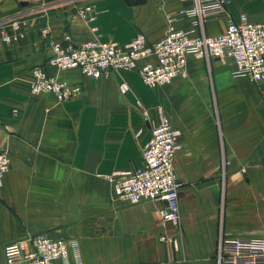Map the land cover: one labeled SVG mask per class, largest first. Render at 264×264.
<instances>
[{"label":"crops","instance_id":"1","mask_svg":"<svg viewBox=\"0 0 264 264\" xmlns=\"http://www.w3.org/2000/svg\"><path fill=\"white\" fill-rule=\"evenodd\" d=\"M22 2H0V28L20 14L28 21L25 40L0 41V152L11 158L0 182V264L20 257L19 240L40 233L77 240L83 264H216L221 235L264 238V80L236 78L228 58L208 64L191 57L188 77L164 87L146 86L138 70L96 80L77 69L49 68L82 95L58 102L30 92L33 66L50 54L44 29L56 40L68 34L76 45L95 38L125 45L140 34L155 43L171 27L192 30L190 19L167 18L185 0ZM87 6L93 10L82 20L77 12ZM229 9L235 19L245 14L264 22V0H231ZM226 27L210 21L205 31L217 35ZM123 82L130 86L125 95ZM160 108L179 134L178 225L162 221L157 202L119 201L106 179L143 166ZM68 264H75L73 256Z\"/></svg>","mask_w":264,"mask_h":264},{"label":"built area","instance_id":"2","mask_svg":"<svg viewBox=\"0 0 264 264\" xmlns=\"http://www.w3.org/2000/svg\"><path fill=\"white\" fill-rule=\"evenodd\" d=\"M187 5L168 15V20L190 19L192 30L171 29L155 43L140 34L129 43L91 39L76 45L70 35L63 40L52 37L48 28L42 39L49 48L44 63L33 66L30 92L33 96H53L66 102L82 95V88L59 80L49 68L60 71L77 69L91 79H102L117 71L138 70L142 82L150 88L172 84L176 79L188 77L187 64L191 57L204 59H230L236 78H247L253 83L264 80V22L254 23L243 14L238 19L230 12L231 0H185ZM92 6L79 9L77 15L87 20ZM224 20L227 27L217 35H207L205 26L210 21ZM28 21L17 15L0 28V41L18 43L26 38ZM197 32L196 35H193ZM142 60L146 62L139 66ZM125 95L130 86H119ZM159 122L152 126L151 137L142 149L143 166L129 176L114 172L106 179L114 184L117 199L128 205L145 201L160 204L158 214L165 224L178 225L181 221L180 192L183 184L174 170V159L180 149L179 134L173 128L163 108L159 109ZM142 131L136 136L139 137ZM11 169L7 150L0 152V182ZM161 241L178 246L177 240L166 235ZM20 257L6 256L5 264H68L73 256L75 264H83L77 240H56L48 233H40L19 240ZM216 264H264V238H219Z\"/></svg>","mask_w":264,"mask_h":264},{"label":"water","instance_id":"3","mask_svg":"<svg viewBox=\"0 0 264 264\" xmlns=\"http://www.w3.org/2000/svg\"><path fill=\"white\" fill-rule=\"evenodd\" d=\"M27 5H28V2H27V1H24V2L21 3V6H22V7H25V6H27Z\"/></svg>","mask_w":264,"mask_h":264},{"label":"rangeland","instance_id":"4","mask_svg":"<svg viewBox=\"0 0 264 264\" xmlns=\"http://www.w3.org/2000/svg\"><path fill=\"white\" fill-rule=\"evenodd\" d=\"M3 0H0V2H2ZM23 1H27L28 2V5L30 2H32V0H23ZM227 223V222H226Z\"/></svg>","mask_w":264,"mask_h":264}]
</instances>
